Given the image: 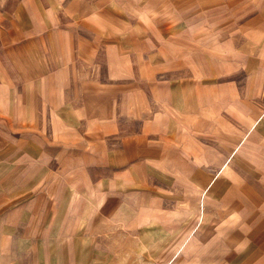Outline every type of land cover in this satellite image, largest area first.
Returning <instances> with one entry per match:
<instances>
[{"label": "crops", "instance_id": "crops-1", "mask_svg": "<svg viewBox=\"0 0 264 264\" xmlns=\"http://www.w3.org/2000/svg\"><path fill=\"white\" fill-rule=\"evenodd\" d=\"M5 10L16 31L13 61L0 59V219L38 182L4 177L16 156L34 173L46 164L50 203L61 187L137 188L186 214L141 246L146 264H264V0H0ZM52 147L84 156L70 165L82 182L52 170ZM82 213L77 232L110 229Z\"/></svg>", "mask_w": 264, "mask_h": 264}, {"label": "rangeland", "instance_id": "rangeland-1", "mask_svg": "<svg viewBox=\"0 0 264 264\" xmlns=\"http://www.w3.org/2000/svg\"><path fill=\"white\" fill-rule=\"evenodd\" d=\"M14 6L15 2L13 1L7 4L10 9ZM13 13L12 10L0 11V36H4V42L0 40V59L5 64L6 61L9 63L13 61L9 60V53L5 52V47L9 45L6 42V36L10 33L12 35L16 31L12 19ZM8 66L10 67V65ZM11 70H13L12 65ZM100 70L105 69L100 68ZM73 93L75 94V92H71V94ZM45 94L41 92L43 99H47ZM40 110L45 117L46 126L44 131H36L37 137H40L37 138V142L46 146L47 106L41 107ZM55 149L53 148L49 155L52 158L49 162L52 170H56L61 164H66L69 169L68 180L78 177L81 179L79 182H82L85 179V174L71 170L70 165L76 163V158L82 159L84 156L59 155L58 152H55L59 150ZM68 150L71 149L68 148ZM45 157L47 158V149ZM11 162L5 168L4 177H9L15 182L22 177L28 181L26 182L28 184L33 174V182H38L35 187H24L23 191L30 195L21 196V200L17 201L16 212L7 215L12 217L0 219V264H146V252L141 246L155 241L156 228L163 226L171 228L177 225V222L182 224L186 220V214L183 215L184 218L181 214V219H177L179 215L176 219H172L171 212L174 209L172 203L163 201L165 199L156 196L152 191L141 193L137 188H132L127 193H121L126 196L118 193L108 196L107 190L113 189L104 190L103 193L100 188L99 192L91 193L88 197L80 194L75 197L71 196L70 192L60 196L64 190L61 187L56 192L58 202L50 203V198L47 199L46 164L45 167L36 164L34 173L27 169L29 162L21 164L16 156H12ZM50 172L52 173V171ZM55 173L59 174L58 171ZM106 173L103 169H97L95 177L99 176V179H102V175ZM31 183L28 185L31 186ZM11 186L14 188H10L9 191L13 196L15 193L12 190L15 189L18 192L21 186ZM80 189H84L83 186ZM84 191L86 193L87 188ZM12 196L9 197L11 201L14 200ZM66 210L69 213L72 212L68 214V226L63 225L65 223L63 215ZM7 211L5 210L6 214ZM81 211L83 220L91 221V226L99 224L101 228L105 226L110 229H104L105 231L100 234H91L88 224L86 229L83 228L84 231H87L84 232L85 234L77 232L76 228L81 222V218H76L74 215L78 213L77 216H79ZM108 217H111L110 223ZM82 223L87 226V222ZM63 228L66 229V233L60 234V230ZM7 231L11 232L7 234ZM141 252L145 257L144 262L140 258ZM147 262V264H151L148 258ZM152 264L154 263L152 262Z\"/></svg>", "mask_w": 264, "mask_h": 264}]
</instances>
